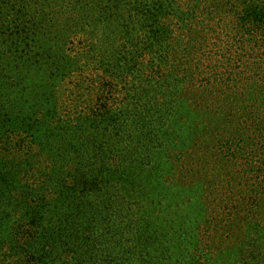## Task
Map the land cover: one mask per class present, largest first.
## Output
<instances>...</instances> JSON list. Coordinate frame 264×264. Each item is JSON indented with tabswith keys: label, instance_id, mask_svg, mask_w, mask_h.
<instances>
[{
	"label": "trees",
	"instance_id": "16d2710c",
	"mask_svg": "<svg viewBox=\"0 0 264 264\" xmlns=\"http://www.w3.org/2000/svg\"><path fill=\"white\" fill-rule=\"evenodd\" d=\"M0 264H264V0H0Z\"/></svg>",
	"mask_w": 264,
	"mask_h": 264
},
{
	"label": "rangeland",
	"instance_id": "374dc122",
	"mask_svg": "<svg viewBox=\"0 0 264 264\" xmlns=\"http://www.w3.org/2000/svg\"><path fill=\"white\" fill-rule=\"evenodd\" d=\"M145 85V84H144Z\"/></svg>",
	"mask_w": 264,
	"mask_h": 264
}]
</instances>
